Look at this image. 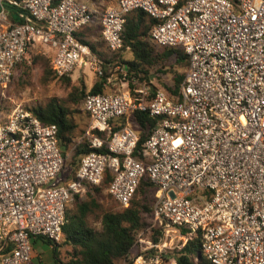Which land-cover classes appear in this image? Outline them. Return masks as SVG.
Listing matches in <instances>:
<instances>
[{"label": "built area", "instance_id": "built-area-1", "mask_svg": "<svg viewBox=\"0 0 264 264\" xmlns=\"http://www.w3.org/2000/svg\"><path fill=\"white\" fill-rule=\"evenodd\" d=\"M8 4L20 6L23 21H10ZM134 9L157 20L153 42L186 53L179 98L121 66L125 89L83 98L90 123L78 141L92 150L67 180L59 177L56 124L24 108L1 120L0 264L28 263L37 238L59 243L73 195L99 184L107 169V192L124 207L148 176L157 186L154 224L161 236L178 233V247L199 232L210 264H264V0H115L102 9L84 0H0V87L32 44L44 47L58 77L86 67L104 77L103 61L77 33L96 21L109 51L119 52ZM134 111L158 119L142 143L143 159L134 156L137 130L128 119L116 121ZM137 240L140 249L123 264H177L163 257L166 241Z\"/></svg>", "mask_w": 264, "mask_h": 264}, {"label": "trees", "instance_id": "trees-1", "mask_svg": "<svg viewBox=\"0 0 264 264\" xmlns=\"http://www.w3.org/2000/svg\"><path fill=\"white\" fill-rule=\"evenodd\" d=\"M183 1L180 0V3ZM86 2L101 9L108 6V3L104 5L96 2ZM7 8L9 10V19L12 23L23 21L18 15L20 6L8 4ZM156 21L154 17L142 9L130 11L125 16L123 30L124 46L119 52L109 51L101 37L100 26L96 21L87 25L77 33V36L81 41L89 44L95 52L98 51L99 55L103 54L97 48V43L102 42L105 44L107 55L102 56L105 62L103 65L104 72L106 73L104 77L95 80L91 88L86 91L84 86L73 84L70 75L61 76L59 80L65 87L69 88L66 98L61 100L53 97L44 104L30 108L43 123L57 125L58 142L60 146L64 145L66 147V151L63 152V166L59 173L61 180L72 179L81 156L92 150L86 140L82 139L78 141L89 123L85 124L84 127H79L74 114L80 113L78 106L81 105L88 119L90 118L82 106L83 98L87 92H104L105 77L108 75L106 68L111 61L116 60L120 66L126 69L129 76H133L140 83L150 84L154 89L158 87L153 85L150 80L152 71L154 70L155 73L162 72V65H164L169 57L173 56L176 63L185 66L186 70L188 58L182 47L159 46L151 40L150 30ZM91 28L97 29V32H94L95 35L91 36L94 30ZM160 47L162 49H158ZM124 50L130 52L131 56L129 59L122 55L121 52ZM21 61L18 63L19 65L23 64ZM30 62V65L25 64L23 66H26V68L34 65L40 66L42 69L41 78L43 80L48 79L54 74L48 55L36 53L31 56ZM184 73H174L172 77L173 83L169 85L164 84L161 87L173 100L179 98L178 93ZM126 119L129 122H135L138 126V141L134 156L138 159H143L142 143L156 125L158 119L150 116L147 112L134 111L116 121L124 124ZM104 150V148L97 149V151ZM67 155H71L70 160H67ZM64 166H67V169L65 174L62 175ZM111 179L112 174L107 169L99 184H86L84 194L79 195L75 193L72 200L68 203L65 210V222L62 226V242L71 247L66 261H62L56 254L59 244L52 245L49 240L40 237L42 241L52 245L53 264H114L117 260L127 256L135 244L137 235L150 225L148 217L153 215V203L156 199L154 192L157 190V186L145 175L141 179L129 205L124 207L118 204L108 192L107 195L111 200L108 202H102L101 200L103 191L105 188L107 189ZM95 214L98 215L101 224L100 230H96L89 223V218ZM188 232V229L182 228V233L187 234ZM149 238L154 242L160 241L161 234L159 228H154L149 234ZM163 257L165 259L174 257L177 264H210L203 254L199 232H191L183 246L177 247L174 252H166Z\"/></svg>", "mask_w": 264, "mask_h": 264}, {"label": "rangeland", "instance_id": "rangeland-1", "mask_svg": "<svg viewBox=\"0 0 264 264\" xmlns=\"http://www.w3.org/2000/svg\"><path fill=\"white\" fill-rule=\"evenodd\" d=\"M91 2H96L99 4H106L112 5L110 0L106 2V0H88ZM107 5V4H106ZM94 29V28H91ZM94 32H97V29H94L92 31V35H95ZM105 44L102 42L97 43V48H99V51L102 52L103 55H107ZM158 49H162L161 47ZM93 50V49H92ZM93 52L96 54V56L103 61L102 59L103 55H99V52ZM40 53L45 55L44 47L39 44H32L27 48L26 53L22 59L21 62H23L22 65H17L14 71V75L12 77V80L10 83H8L5 87H0V120H4L7 115L12 112L16 108H24V109H30L34 106L44 104L46 103L50 98H58V99H65L66 95L68 93L69 88L65 87V85L59 80V77L52 74L51 77L48 79H42V69L40 66L34 65L32 67L26 68V66L23 65H30V58L32 55ZM122 55L125 58H130L131 54L128 50H124L121 52ZM103 64V65H104ZM120 65L117 62L111 61L109 65L107 66V73L108 75L113 74V80L105 86L104 91H116V90H123L125 89V86H123L120 83V79L122 77V73L120 71ZM104 70V69H103ZM162 72L155 73V71H152V74L150 76V80L153 85L157 87H163L164 84H172L173 80L172 77L174 73H184L185 66H181L180 64L176 63L173 56L169 57L164 65H162ZM104 74H106L104 72ZM71 82L73 84H77L79 86H84L86 88V91H88L95 80H97L99 75L96 71L90 70L89 68H84L83 70H75L71 75ZM146 84V83H145ZM150 87H152L150 84H147ZM128 87V86H127ZM129 87H131V84H129ZM80 113L74 114L76 122H78L79 127H84V125L90 123V118L86 116L85 112L82 110L81 105L78 106ZM89 125V124H88ZM130 127H132L134 130H138V126L135 122L130 121L129 122ZM71 155H67V160H70ZM67 169V166H64L62 175L65 174V171ZM84 194V193H83ZM82 194V195H83ZM155 196L157 194V190L154 192ZM102 202H108L111 200V198L107 195V189L105 188L103 191V197ZM148 222L150 225L142 231H140V236L142 238H149V234L154 228L158 227L154 224L153 215L151 217H148ZM89 223L93 228L96 230L101 229V224L98 218V215H92L89 218ZM138 236V235H137ZM137 238V237H136ZM161 242L166 241V244L168 246H171L170 249H168V253L174 252L175 249L182 244L184 241L180 235L176 232H170L167 236H161ZM33 244H35L34 248L36 250L33 253L32 259L25 264H53L54 263V255L52 248L49 247V244L42 241L40 238H37L34 240ZM59 246H57V256L62 260L66 261L69 256V252L71 250V247L69 245H66L62 242V240L57 243ZM140 243L138 240L135 242L134 246L130 250V252L127 254L126 257L117 260L114 264H123L126 260H129L133 257V255L138 252L140 249Z\"/></svg>", "mask_w": 264, "mask_h": 264}, {"label": "crops", "instance_id": "crops-1", "mask_svg": "<svg viewBox=\"0 0 264 264\" xmlns=\"http://www.w3.org/2000/svg\"><path fill=\"white\" fill-rule=\"evenodd\" d=\"M84 1L86 2L88 0H84ZM88 2H91V1H88ZM91 3H94V2H91ZM111 4H114V1ZM34 246H35V244H33V253L35 252V254H36V250H35ZM49 247L52 248L51 245H49Z\"/></svg>", "mask_w": 264, "mask_h": 264}, {"label": "water", "instance_id": "water-1", "mask_svg": "<svg viewBox=\"0 0 264 264\" xmlns=\"http://www.w3.org/2000/svg\"><path fill=\"white\" fill-rule=\"evenodd\" d=\"M61 150L64 152L66 151V147L64 145H61Z\"/></svg>", "mask_w": 264, "mask_h": 264}]
</instances>
